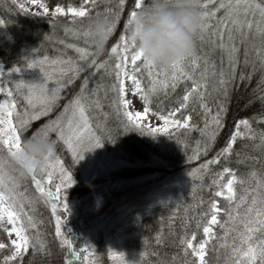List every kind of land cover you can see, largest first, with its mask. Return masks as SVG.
Here are the masks:
<instances>
[{"label": "snow or ice", "instance_id": "obj_1", "mask_svg": "<svg viewBox=\"0 0 264 264\" xmlns=\"http://www.w3.org/2000/svg\"><path fill=\"white\" fill-rule=\"evenodd\" d=\"M31 2L34 5L39 4L42 13L26 9L23 4L19 5L21 11H31L40 15L49 13L50 9L46 3L41 0ZM88 5L96 9V0H81L79 6L70 3L67 7L56 3L51 10L52 19L49 23L53 28L58 14L67 15L72 24L76 23L77 18L88 21L86 26L81 24L79 28L65 27L66 32L71 31L73 36L82 37L84 40L83 47L75 43L67 45L75 49L77 53L75 57L66 56L64 53L49 57L40 55L38 49H33L31 56L23 57L22 64L13 65L6 72L0 68V94H4V98L0 99V144L5 150L9 152L19 150L24 130L32 121L52 113L60 100L61 90L72 86L85 70H103L104 74L112 77L107 85V91L114 94L110 104L121 117V128L124 132L135 127L142 133L152 135L165 133L175 139L178 135L177 129H198L200 139L191 159L207 153L216 142L226 127L231 91L236 80H250L256 71L257 61L261 70L257 87L264 84V0H200L201 23L196 43L199 41L203 48L207 42L213 48L219 47L224 51L219 67L207 53L198 55L196 44L193 52L171 65L160 67L153 65L144 57L142 50L136 47L135 42L129 39L126 32L128 23L141 7L142 0H132L118 38L111 43L107 54L101 59L90 46L92 32L89 21L92 17H99L102 14L97 10L93 16ZM125 7L126 0H118L114 8L104 9L103 16L111 20L105 29L108 39L117 29ZM3 23L6 21L0 19V24ZM225 30L228 43H225ZM234 33L239 35L240 43L236 42ZM257 38L260 39V44L255 43ZM250 39L251 52L255 56L251 61L252 69L247 73L242 70L238 72L240 44L244 46V63L247 65ZM139 61H142L140 68L145 69L144 73L137 67ZM33 67L40 69L41 80L12 79L8 75L13 71L21 72L24 68ZM6 75L7 83L14 87L5 86V80L2 78ZM145 75L147 84L143 83ZM209 76L215 77L211 83V93ZM92 78L93 74L89 71V74L83 77L79 89L66 100L61 110L31 133L32 136L40 135L50 139V134L55 135L54 143L62 141L70 150L74 163L83 157L86 150L100 146L104 139L115 142L111 135L106 137L103 134L98 135L92 128L87 110L101 106L98 93L103 84L101 81V85L89 90L87 84ZM126 79L132 82L130 91L138 93L137 99L143 106L142 110H130L132 101L126 96ZM182 81L184 82L182 94H177L176 90ZM209 94H214L212 101L214 110L207 100ZM16 97L22 98L24 103L19 104ZM170 97L171 101L167 102ZM257 99L264 105V90H261L259 97L254 96L249 103ZM193 101L203 112V119L199 123L192 122L195 108L191 111L189 109ZM153 105L156 107L154 114L163 121L162 124L155 126L150 122L147 124L143 122V118L152 112ZM18 108L21 110L18 111ZM177 114L180 115V119L175 118ZM253 121L257 124L264 123V114L254 113L251 117L235 120L223 145L211 157L204 159L198 168H192L188 172L190 177L198 176L201 180L203 174H210L211 179L207 187L212 190L213 195L208 200L207 212L199 213L200 219L196 220L195 229L200 232L199 239L196 230L190 232L187 230L189 225L187 220L182 223L180 233H174L176 239L171 243L179 252L172 254V261L177 264H207L208 246L214 240H218L219 243L213 246V251L226 249L223 264H264V173H258L252 168L246 179L236 168L227 166V158L237 138L258 139L255 147L264 148V128H253ZM242 125L244 131L241 130ZM45 160V167L40 173H33L30 178L36 193L43 197V202L50 206L55 217L57 247L60 250L67 249L63 255V264H74L81 259L88 264L89 256L94 255L88 251L92 245L83 243L77 248L74 241L65 235L62 227V221H66V214L70 212L66 189L75 182L72 172L54 152L46 154ZM222 160L225 163L213 171L215 165ZM241 162L242 160L237 161ZM238 184L244 186L243 194L238 195ZM8 187L10 190L6 191V185L0 180V232L7 238V241L0 239V249L7 253L0 257V264H23V258L30 249L33 257L43 252V238L38 227L42 221H37L25 207V201L29 208L33 204L28 200L25 183L12 181ZM221 198L224 201L223 205ZM200 203L203 204L204 201L201 200ZM241 206H244L243 212L239 210ZM58 209L62 210L59 215L56 214ZM217 225L221 230L219 235L214 228ZM230 234L233 236L232 240L228 239ZM154 239L162 244L163 234L160 233ZM108 255L119 260L120 264H133L125 259L124 252L109 248ZM172 261H163L162 264H172Z\"/></svg>", "mask_w": 264, "mask_h": 264}, {"label": "trees", "instance_id": "obj_2", "mask_svg": "<svg viewBox=\"0 0 264 264\" xmlns=\"http://www.w3.org/2000/svg\"><path fill=\"white\" fill-rule=\"evenodd\" d=\"M48 7H54L60 3L67 7L68 4L79 6L81 0H43ZM118 0H96V9L88 5L93 16L95 11H100L103 15L105 8H114ZM132 0H126V7L122 11L117 29L107 41V49L111 43L118 38L119 31L123 27V20L126 19L127 10L131 7ZM20 3L17 0H0V19L6 23L0 24V68L6 72L15 64H22L24 56H31L33 49H38V54L55 57L64 53L66 56L75 57V49L67 47L70 44L85 46L82 37L73 36L71 31H65V27H77L81 24L87 25V20L77 18L72 24L67 15H57L56 24L53 28L49 20L51 15L37 14L34 12L21 11ZM27 9V8H26ZM30 10V9H29ZM33 11V10H32ZM236 35V42L240 43L239 35ZM227 40V30H225V43ZM260 44L259 38L255 41ZM249 63H244V46L240 44L239 64L240 70L245 73L251 71L255 56L251 52V39L249 42ZM210 50V51H209ZM198 55L207 53L219 67L224 51L219 47L205 42L203 48L199 41L196 43ZM101 59L103 58L100 57ZM142 61L137 63L140 68ZM199 67L197 72H199ZM92 72L93 78L88 81L87 87L91 88L103 84L98 93L100 107L88 109L92 128L97 134L105 137L111 135L115 142L104 139L100 146L91 150H86L83 157L74 163L70 150L62 141L55 144L56 155L64 161L65 166L72 172L74 183L66 189V200L70 207L66 221H62L65 235L74 241L77 248L83 243H90L88 264H120L119 260L108 255V250L121 251L125 253V259L133 264H162L163 261H172V254L178 253L179 249L171 243L176 239L175 234L180 233L181 225L184 221H189L187 230L195 229L196 220L200 219L199 213L207 212L208 200L213 193L207 185L210 182V174H203V180L198 176L190 177L188 172L192 168H198L204 159L211 157L219 149L237 119L251 117L254 113L264 114V105L257 99L252 103V98L259 97L264 84L258 82L261 78V70L257 61L256 71L250 80H236L231 91L230 107L227 113L226 127L220 133L216 142L210 150L201 154L196 159H191L196 150L197 141L200 139L198 129H177L178 135L175 139L165 133H142L137 128L132 127L124 132L121 128V117L113 108L110 102L114 94L107 91V85L112 77L104 74L103 70H85L77 77L74 84L61 90L60 100L54 106L52 113L32 121L24 130V137L30 136L46 120L54 117L63 107V104L79 89V85L85 75ZM142 73L145 69L140 68ZM12 79L23 78L26 81H39L42 73L38 67L24 68L21 72L8 73ZM5 86L14 87L7 83V75L2 78ZM215 77L209 76V92L211 93V83ZM144 84H147L145 75ZM51 85L52 82H49ZM190 84V82H189ZM184 82L177 88V94H182ZM107 92V95L105 93ZM213 95L209 94L207 100L214 110ZM4 94H0V99ZM19 104L24 101L16 97ZM171 101V97L169 101ZM195 112L192 114V122L199 123L203 119V112L196 102H192ZM21 110L18 108V111ZM153 112L156 107L153 105ZM180 119V115L176 116ZM253 128H264V123L252 122ZM241 130L244 131L243 125ZM51 139H56L50 134ZM183 141L184 143H179ZM258 139L237 138L231 154L227 158V166L236 168L238 173L248 178V172L255 168L258 173H264V148L255 147ZM0 148L3 145L0 144ZM239 153V156H237ZM251 157H256L253 160ZM242 160L241 163H237ZM224 160L213 168V171L221 167ZM22 182L27 188V195L34 196L36 190L28 177ZM243 187L237 185L238 195L243 194ZM102 197V202L97 206V198ZM204 203L201 204L200 201ZM29 208L27 201L25 207L29 214L37 221H42L38 225L43 238V252L32 256L31 249L23 258V264H63V255L67 249L60 250L57 247L58 238L55 237V217L51 213L50 206L46 205L42 199L32 201ZM224 204L221 198V205ZM244 211V206L239 209ZM62 210L57 211V215ZM223 219V215H221ZM219 235L220 227L214 226ZM197 231V239L200 232ZM160 233L163 234V243H157L154 239ZM230 234L228 239L232 240ZM0 239H5L3 232H0ZM214 240L208 246L207 264H223V257L226 249L220 248L219 252L213 251V246L218 244ZM141 253L144 255L142 256ZM7 254L0 249V257ZM74 264H85L84 260H77ZM172 264L177 262L172 261Z\"/></svg>", "mask_w": 264, "mask_h": 264}, {"label": "clouds", "instance_id": "obj_3", "mask_svg": "<svg viewBox=\"0 0 264 264\" xmlns=\"http://www.w3.org/2000/svg\"><path fill=\"white\" fill-rule=\"evenodd\" d=\"M200 0H142L127 26L126 32L144 57L155 66H168L195 50L200 30ZM111 22L103 15L89 21L92 35L90 46L97 56L107 54L108 38L105 29ZM55 151L53 139L40 135L22 139L21 148L9 152L0 148V180L6 185L23 181L45 167L46 154ZM40 194L28 200L42 199ZM102 197L97 198V206Z\"/></svg>", "mask_w": 264, "mask_h": 264}, {"label": "rangeland", "instance_id": "obj_4", "mask_svg": "<svg viewBox=\"0 0 264 264\" xmlns=\"http://www.w3.org/2000/svg\"><path fill=\"white\" fill-rule=\"evenodd\" d=\"M20 4H23L25 8L33 10L37 13H42V9L39 7V4H32L31 0H17ZM41 2L45 3L43 0H41ZM55 7V6H54ZM54 7H49L50 11L48 14L45 15H51V10L54 9ZM61 15V14H58ZM130 67V65H129ZM132 87V82L130 80L126 79V96L127 98H129L132 101V104L130 105V110L132 111H137V110H142L143 106L140 103V101L137 99L138 93L134 94L130 91ZM155 112H150L147 114L146 117L143 118V122L145 124L147 123H151L153 126H155L156 124H162L163 121L159 119V117L157 115L154 114ZM176 119H178L177 117H175ZM10 226V225H9Z\"/></svg>", "mask_w": 264, "mask_h": 264}]
</instances>
